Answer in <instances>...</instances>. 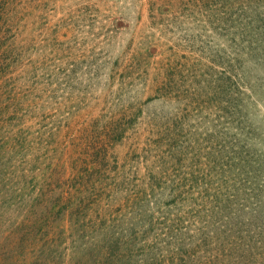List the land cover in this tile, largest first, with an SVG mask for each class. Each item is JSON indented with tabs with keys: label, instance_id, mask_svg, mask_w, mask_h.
I'll list each match as a JSON object with an SVG mask.
<instances>
[{
	"label": "rangeland",
	"instance_id": "rangeland-1",
	"mask_svg": "<svg viewBox=\"0 0 264 264\" xmlns=\"http://www.w3.org/2000/svg\"><path fill=\"white\" fill-rule=\"evenodd\" d=\"M0 264H264V0H0Z\"/></svg>",
	"mask_w": 264,
	"mask_h": 264
}]
</instances>
